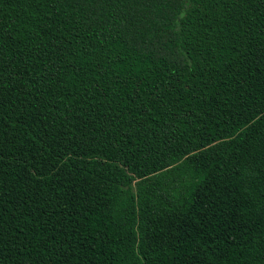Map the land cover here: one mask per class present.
<instances>
[{"label":"trees","instance_id":"1","mask_svg":"<svg viewBox=\"0 0 264 264\" xmlns=\"http://www.w3.org/2000/svg\"><path fill=\"white\" fill-rule=\"evenodd\" d=\"M0 264H264V0H0Z\"/></svg>","mask_w":264,"mask_h":264}]
</instances>
